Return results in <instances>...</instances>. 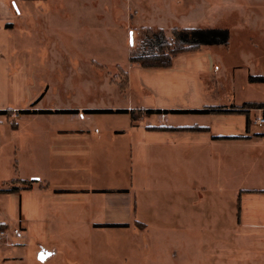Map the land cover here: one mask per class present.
Instances as JSON below:
<instances>
[{"label": "crops", "instance_id": "crops-1", "mask_svg": "<svg viewBox=\"0 0 264 264\" xmlns=\"http://www.w3.org/2000/svg\"><path fill=\"white\" fill-rule=\"evenodd\" d=\"M171 2L187 18L178 27L227 29L226 44L178 53L171 66L155 68L129 61L130 50L123 66L113 62L125 73L126 81L118 84L108 81L107 64L101 63L105 19L92 18L87 0H0V215L15 217L0 218L7 237L14 224L24 230L27 216H35L48 232L61 220L66 228H86L89 237L110 236L115 248L138 252L139 236L148 229L139 216V192L151 191L152 163L181 173L193 157L189 163L201 171L205 157L212 167L224 160L228 174L262 173L264 122L255 120L264 109L251 108L247 115L164 113L264 103L262 82L248 81L262 75V0ZM126 13L129 27H149L135 23L137 10ZM49 78H60L67 103L45 100L56 87ZM108 88L119 104H106ZM85 94L99 100L84 102ZM117 109L161 112L133 120L128 112L100 111ZM13 187L18 189L7 192ZM231 190L242 204L256 205L264 196L261 184ZM172 191L181 192V183ZM4 241L1 251L11 245ZM54 255L52 248L40 260Z\"/></svg>", "mask_w": 264, "mask_h": 264}, {"label": "rangeland", "instance_id": "rangeland-1", "mask_svg": "<svg viewBox=\"0 0 264 264\" xmlns=\"http://www.w3.org/2000/svg\"><path fill=\"white\" fill-rule=\"evenodd\" d=\"M87 4L92 8V18L94 14L96 18L100 16L107 25V44L101 63L107 64L106 76L111 83L126 81L125 73L113 62L123 66L130 50V56L153 52V43L160 37V31L172 40V28L184 26L187 21L180 7L171 0H87ZM129 7L137 10L135 23L149 27L134 24L129 27L126 23ZM58 67L67 69V62L59 61ZM258 68L264 75L263 21L262 61L258 62ZM59 79L49 78L50 84L56 87L45 100L62 105L68 100L64 90L57 86ZM42 91L38 90V95ZM83 97L84 102L99 100L89 94ZM105 102L119 104L113 88L107 89ZM187 160L181 173L174 172L173 167L162 169L159 162L152 163L151 177L155 184H151V191L147 189L146 194L139 192V216L144 217L148 229L139 236L138 252L129 246L115 248L118 242L110 236L94 239L88 236L86 228H66L61 220L48 232L35 216H27L24 230L14 224L11 235L0 241V244L3 241L11 244L9 249L0 250V264H264V196L256 205L242 204L231 190L233 185L247 184H261L264 188V155L262 173L247 174H228L224 160L212 167L210 159L203 157L201 171L189 163L194 161L193 157ZM179 182L181 192L173 193L172 187ZM107 184L115 185V182L107 180ZM0 218L15 219L3 215ZM52 248L55 255L40 260L41 253L46 254Z\"/></svg>", "mask_w": 264, "mask_h": 264}, {"label": "trees", "instance_id": "trees-1", "mask_svg": "<svg viewBox=\"0 0 264 264\" xmlns=\"http://www.w3.org/2000/svg\"><path fill=\"white\" fill-rule=\"evenodd\" d=\"M172 40L165 38L162 31H160V37L155 39L154 51L151 53H140L134 54L129 57V61L137 62L140 66L145 68H155V67H169L172 64V58L178 53L194 51L199 49L202 45H212V44H226L228 40V30L218 29V28H181L173 27L172 30ZM157 36V34H154ZM248 81L250 82H262L264 83V75L249 76ZM251 108H262L264 109V103L247 102L243 103L241 106H211L209 108L199 109V110H164V113H240L248 114V110ZM101 112H128L130 117L135 120L138 116L142 114H152L160 113L161 110L153 109H138V110H100ZM5 113H8L7 111ZM249 118H246V127L249 125ZM185 129L190 131H200L204 128L196 126H188ZM219 139L227 138H239L238 136L228 137L219 136L215 137ZM31 182L27 183L29 186ZM18 188H11L7 192L16 191ZM112 226L126 227V224H115ZM3 225L0 224V229Z\"/></svg>", "mask_w": 264, "mask_h": 264}, {"label": "built area", "instance_id": "built-area-1", "mask_svg": "<svg viewBox=\"0 0 264 264\" xmlns=\"http://www.w3.org/2000/svg\"><path fill=\"white\" fill-rule=\"evenodd\" d=\"M255 122L258 125H261L264 122V117H260L257 120H255ZM7 237V231L5 229H0V241L6 239Z\"/></svg>", "mask_w": 264, "mask_h": 264}, {"label": "water", "instance_id": "water-1", "mask_svg": "<svg viewBox=\"0 0 264 264\" xmlns=\"http://www.w3.org/2000/svg\"><path fill=\"white\" fill-rule=\"evenodd\" d=\"M130 41H132V39H130Z\"/></svg>", "mask_w": 264, "mask_h": 264}]
</instances>
